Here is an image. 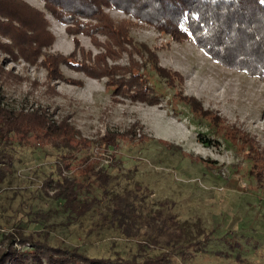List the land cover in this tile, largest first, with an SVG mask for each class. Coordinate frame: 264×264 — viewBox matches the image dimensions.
<instances>
[{
	"label": "rangeland",
	"instance_id": "rangeland-1",
	"mask_svg": "<svg viewBox=\"0 0 264 264\" xmlns=\"http://www.w3.org/2000/svg\"><path fill=\"white\" fill-rule=\"evenodd\" d=\"M26 1L46 12L55 35L45 46L49 52L69 54L76 38L79 61L86 52L95 56L105 50L89 33L68 32L48 12L45 0ZM104 9L116 21L129 20L135 40L148 43L160 63L184 79L170 86L143 67L140 72H146L163 97L161 103L149 104L123 95L114 98L107 76L94 77L62 63L67 77L84 83L50 80L41 64L45 54L33 63L0 50V68L9 71L7 78L0 77V98L16 108L46 109L57 122H69L71 138L81 141L62 157L70 167L58 162L57 149L20 143L11 147L12 169L0 182V246L9 232H23L39 242L76 247L90 255L122 254L141 261L170 251L169 264H264V185L249 172L248 159L250 150L257 157L264 151V78L215 60L190 35L174 38L131 12L116 6ZM117 61L128 64L129 53ZM177 91L196 96L220 116L217 123L196 115ZM242 132L255 148L245 143ZM200 134L217 144L201 141ZM89 166L101 168L111 180L103 193L95 187L98 180L90 183L87 177L92 206L70 217L45 181L62 173L80 180ZM113 196L135 202L138 214L127 225L106 218ZM15 246L31 248L18 241Z\"/></svg>",
	"mask_w": 264,
	"mask_h": 264
},
{
	"label": "trees",
	"instance_id": "trees-1",
	"mask_svg": "<svg viewBox=\"0 0 264 264\" xmlns=\"http://www.w3.org/2000/svg\"><path fill=\"white\" fill-rule=\"evenodd\" d=\"M105 6H116L131 12L174 38L184 39L190 35L215 60L264 78V0H45L48 12L65 23L68 32L89 33L96 45L105 47V50L95 56L86 52L85 59L81 61L77 58L78 38L76 48L69 54L45 49V46L48 48L55 40L46 12L26 0H0V50L33 63L38 62L39 55L45 54L41 64L47 67L50 80L63 79L83 84L82 79L64 74L61 64L67 63L94 77L107 76V86L114 98L119 99V95H123L149 104L161 103L163 97L158 92L157 84L151 85L146 72L140 70L143 67H148L149 72L154 70L170 86H175L176 81L183 80L184 76L161 64L155 49L146 42L135 40L130 34L131 22L127 19L114 20L104 9ZM98 32L106 35L104 41L99 40L96 34ZM124 52L129 53L128 64L117 61ZM82 53L84 58L83 50ZM135 54L144 58H136ZM2 76L7 78L9 71L0 68V77L3 78ZM175 94L191 106L196 115L217 123V117L220 116L204 108L196 96L182 94L181 91ZM69 128H73L69 122H57L50 112L40 106L31 109L16 108L0 98V182L12 169L13 154L10 149L16 143L28 147L43 145L45 149H57L61 153H58V162H66L62 157H68L66 153H70V148L81 144V141L71 138ZM241 136L245 143L255 148L248 134L242 132ZM199 137L205 143L217 144L205 134H200ZM249 153L252 154V150ZM263 153L264 151L262 155ZM251 154H248L251 161L249 172L263 186L264 157ZM65 164L70 167L71 163L68 161ZM78 169L84 171L87 168ZM88 169V174H79L80 180L70 179L62 173L56 179L49 178L45 181L52 187L54 197L63 200V207L70 217H79L92 206V197L86 194V185L89 186L87 177L92 178L90 183L98 180L95 187L101 188L103 193L107 189L105 184L111 180L101 168L89 166ZM137 214L134 201L113 196L109 216L106 218L127 225ZM17 241L29 243L31 248H18L15 246ZM169 252L155 253L157 255L146 256L137 261L122 254L113 257L90 255L76 247L56 246L39 242L23 232H9L7 242L0 246V264H169L173 257Z\"/></svg>",
	"mask_w": 264,
	"mask_h": 264
}]
</instances>
